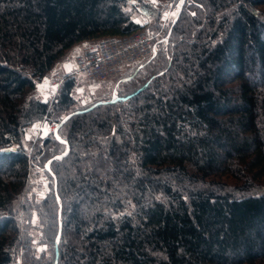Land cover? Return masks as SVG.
Returning a JSON list of instances; mask_svg holds the SVG:
<instances>
[{
  "label": "trees",
  "instance_id": "1",
  "mask_svg": "<svg viewBox=\"0 0 264 264\" xmlns=\"http://www.w3.org/2000/svg\"><path fill=\"white\" fill-rule=\"evenodd\" d=\"M160 8L0 0V264H264V0H186L116 101L69 118L62 142L26 139L75 104L74 77L36 95L69 50Z\"/></svg>",
  "mask_w": 264,
  "mask_h": 264
},
{
  "label": "rangeland",
  "instance_id": "2",
  "mask_svg": "<svg viewBox=\"0 0 264 264\" xmlns=\"http://www.w3.org/2000/svg\"><path fill=\"white\" fill-rule=\"evenodd\" d=\"M155 5H160V18L154 20L148 15H145L140 9L138 12L133 13L134 20L138 21L143 29L140 32L152 37L157 43V48L162 49L168 46L167 36L170 31L171 24L175 19L179 8L185 3L186 0H143ZM99 39L88 40L82 42L71 50H69L63 58L54 66V68L37 84L36 95L42 99L53 102L59 93V89L66 78L74 77L75 87L72 91L75 104L71 106L66 114L77 111L80 108L87 107L95 102H108L117 99V87L120 81H127L131 75L137 72L144 64V62L152 59L153 56L142 63L126 68L119 75V78H113L102 83H92L82 77L81 75L73 74L75 69V56L81 49L88 45L94 44ZM158 52V51H157ZM130 76V77H129ZM116 97V98H115ZM43 120L29 127L26 132V139H37L46 137L51 131L54 134L56 124L52 122L50 125ZM55 136V135H54ZM60 138V137H59ZM67 151V149H66ZM65 151V152H66ZM64 152V153H65ZM63 153V154H64ZM61 154V155H63ZM43 188L38 192L39 198H43L47 191V180L42 179Z\"/></svg>",
  "mask_w": 264,
  "mask_h": 264
},
{
  "label": "built area",
  "instance_id": "3",
  "mask_svg": "<svg viewBox=\"0 0 264 264\" xmlns=\"http://www.w3.org/2000/svg\"><path fill=\"white\" fill-rule=\"evenodd\" d=\"M157 51L154 39L140 31L127 37L99 39L77 52L73 74L102 83L119 78L123 70L155 56Z\"/></svg>",
  "mask_w": 264,
  "mask_h": 264
},
{
  "label": "water",
  "instance_id": "4",
  "mask_svg": "<svg viewBox=\"0 0 264 264\" xmlns=\"http://www.w3.org/2000/svg\"><path fill=\"white\" fill-rule=\"evenodd\" d=\"M181 9H182V6L179 8L178 13H177L175 19L173 20V23H172V26H171V28H170L169 34H168V36H167V39H168L169 36H170V33H171V30H172V27H173V25L175 24V22H176V20H177V18H178V16H179V14H180V12H181ZM112 101H116V99H114V100H112ZM112 101H111V102H112ZM102 103H106V102H98V103L92 105L91 107L87 108L86 110H82V111H81V110H80V111H74V112H72V113L66 115V116L63 118V120L60 122V124H58V125L56 126V128H55V130H54V135H55V137H56L59 141H61L60 138H59V135H58V130H59L60 126L63 125V124L69 119V118H71V117L74 116V115H77V114L83 113V112H88V111H90L93 107H95L96 105H98V104H102ZM61 142H62V141H61ZM68 150H69V147H67V151H66L63 155H59V156H57L56 158H61L62 156H64V155L68 152ZM51 161H52V160H51ZM61 229H62V225L59 224V230H58L57 240H59L60 237H61ZM57 262H58V254H57V256H56L55 264H57Z\"/></svg>",
  "mask_w": 264,
  "mask_h": 264
}]
</instances>
